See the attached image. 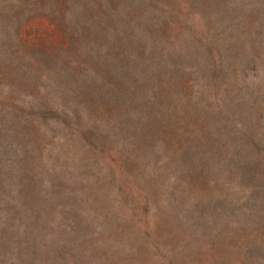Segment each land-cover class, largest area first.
Returning <instances> with one entry per match:
<instances>
[{"label":"rangeland","instance_id":"obj_1","mask_svg":"<svg viewBox=\"0 0 264 264\" xmlns=\"http://www.w3.org/2000/svg\"><path fill=\"white\" fill-rule=\"evenodd\" d=\"M80 1L0 0V264H264V194L231 152L249 147L264 165V148L209 128L221 106L229 121L258 117L264 135V0H178L172 28L163 13L140 25L177 37L165 58L193 66L178 86L132 58L131 39L118 67L115 43L130 35L108 27L104 57L87 53L83 34L116 17L102 16L109 0L88 17ZM193 16L190 32L179 25Z\"/></svg>","mask_w":264,"mask_h":264},{"label":"trees","instance_id":"obj_2","mask_svg":"<svg viewBox=\"0 0 264 264\" xmlns=\"http://www.w3.org/2000/svg\"><path fill=\"white\" fill-rule=\"evenodd\" d=\"M172 1H175V3H177L176 8L171 6ZM80 2H81L80 8L82 9V11L88 13L90 12L87 15L88 17L90 14L93 13L92 7L96 5L98 0H92V1L81 0ZM139 2H141V4L132 13L129 10L130 6L135 7L134 4H137ZM165 2H167L168 4H164ZM188 2L190 3V0H188ZM175 3L173 2L174 5ZM98 7L100 9V5H98L96 9H98ZM184 8L186 7L180 5L178 0H130L126 2H124L123 0H109L106 3L105 12L102 13V16L104 17L105 13L110 14L111 18H109L108 21H113V22H114L113 20L114 17H116L114 26L111 25L110 27L109 24L107 23L103 24L102 27L95 25L93 27V32L89 34L90 36L88 34H83L82 41L84 42V45L87 47L86 49L87 53L91 55L93 54L94 58L97 59L99 55H102L104 57L105 54V51L103 49V43L105 42L104 33H103L104 27H108L109 29H112L113 32L116 31L117 34H119L120 38L130 35V37H128L127 39H123V41L119 40L117 43H115L117 50L119 52H122L123 54L120 57H115L117 66L120 67V65L122 64L121 59L122 58L125 59L126 56L124 44L127 43V41L125 40L131 39V41H133L134 43V46L137 43H138V47L139 45H141L140 49L134 47L137 51L132 52V58L138 56V54H145L146 58H149L151 61H153L154 63L153 67H157L159 71H161L162 73L168 76L167 81H169V83L172 86H178L180 85V82H178L179 79L181 77L187 76L188 70L191 71L193 66L191 63L184 65L176 64L172 62L170 57L165 58L166 57L165 54L168 51H171V47L169 46H173V44L177 42L178 40L177 37L169 30L167 33L162 34V38H155V36H150V37L146 36L147 37L146 39V37L142 35L143 33L142 30H140L139 26L151 22L153 20V17L156 18L158 14L160 15L161 13H163L164 16L158 17L156 21L159 22L161 26L164 27L167 26L172 28L171 24L175 23L176 25V23L178 22L176 21L177 19H175V17L177 16L178 18L179 12ZM82 11L78 10L76 13L80 15H85L82 13ZM190 11L191 10L188 9L185 12L189 13ZM174 12L175 14L173 15ZM194 16L192 17V19L188 18L187 25H183V24H179V25H182L183 29L185 28L187 31L190 32L193 28ZM128 27L131 30L130 34H127V30H129ZM148 39L151 42L148 44L147 49L144 52L142 51V47H144V41ZM66 43L67 41L58 42L57 40V42L55 43L49 42V44L42 45L44 49L38 52L36 56L38 58V61L58 54V52H60L64 48L63 45H66ZM106 45L108 47V44ZM205 45H207V43H205ZM227 46H229L232 50H228ZM223 48H224L223 50H228L227 54H233L237 52L236 45L233 43L228 44V41H225ZM209 52H210L208 54V61L210 63L209 68H214L217 70L218 68H220L221 61L216 62L214 59V55L211 53L212 51ZM213 62L215 65H213ZM198 68L199 67L197 66V69ZM173 79H178V81ZM175 81L178 83H174ZM104 92H105V97H107L106 90ZM167 104L168 103L166 102L165 105ZM214 106H218V105L214 104ZM218 107L220 108L217 110V112H219L220 114H216V115L217 117H220L221 120H219V118L211 120L212 124H209V128L211 132H215L216 134H218V132H223L224 135H227V132H229V135L231 134L230 136H234L236 134L238 138H241L242 141H244L245 143H251L255 148L259 150H260V146L264 148L261 144L262 137L264 138L262 128L261 127H260L261 129L253 128L259 124L262 125L258 117H253L248 112H246L241 116L239 120L238 119L235 120V118H231V121H229L227 119H229L228 116L230 114L229 113L230 109L227 108V110H223L224 112H222L221 106ZM236 122L239 123L238 128L236 127ZM231 125L232 127L229 128ZM92 130L93 133L99 135L98 134L99 128L92 127ZM231 152L233 153V156L238 160L237 172L241 176L240 178L242 179V181L246 184L245 187L250 189L252 195L256 197H260V195L262 196L264 194V165H261V159L258 156L259 153L253 151V149L249 147L234 148L233 150H231ZM231 152L228 151V153ZM21 173L24 174V172ZM27 185H36V187L42 186L41 183L38 184V178L36 177H33L31 179L29 178V181H27ZM253 203L256 202L253 201ZM59 215H62V213H60ZM259 245L257 246L259 249H261L262 248L261 243H259ZM255 259L257 258L255 257Z\"/></svg>","mask_w":264,"mask_h":264}]
</instances>
